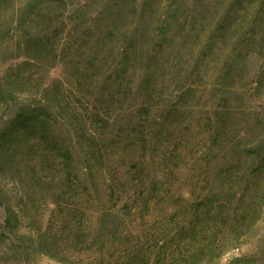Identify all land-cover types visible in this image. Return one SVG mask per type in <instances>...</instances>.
<instances>
[{
    "label": "rangeland",
    "instance_id": "1",
    "mask_svg": "<svg viewBox=\"0 0 264 264\" xmlns=\"http://www.w3.org/2000/svg\"><path fill=\"white\" fill-rule=\"evenodd\" d=\"M259 146L264 0H0V264H264Z\"/></svg>",
    "mask_w": 264,
    "mask_h": 264
},
{
    "label": "trees",
    "instance_id": "2",
    "mask_svg": "<svg viewBox=\"0 0 264 264\" xmlns=\"http://www.w3.org/2000/svg\"><path fill=\"white\" fill-rule=\"evenodd\" d=\"M36 43V46H40L41 42L44 41L41 40H34ZM41 112L38 108H27L24 109L19 115L16 116V118L12 121L11 125L12 127L15 126L17 130L20 131H27L31 136H37L39 135L42 138L45 137V130H47L48 121L41 118ZM44 128V129H43ZM12 129V128H10ZM10 129L8 131H5L2 135L3 138H6L8 133L10 132ZM256 154V165L253 167L254 170H260L264 169V148L262 146H259L258 149H255ZM11 221L6 220L5 221V228L8 229L10 227Z\"/></svg>",
    "mask_w": 264,
    "mask_h": 264
}]
</instances>
